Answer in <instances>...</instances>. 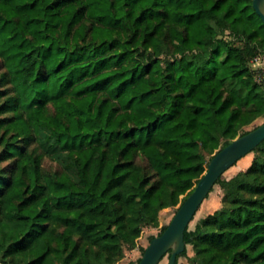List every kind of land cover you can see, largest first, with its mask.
Listing matches in <instances>:
<instances>
[{
	"label": "trees",
	"instance_id": "1",
	"mask_svg": "<svg viewBox=\"0 0 264 264\" xmlns=\"http://www.w3.org/2000/svg\"><path fill=\"white\" fill-rule=\"evenodd\" d=\"M260 54L253 0H0V264H118L264 117ZM250 154L176 264H264Z\"/></svg>",
	"mask_w": 264,
	"mask_h": 264
},
{
	"label": "water",
	"instance_id": "2",
	"mask_svg": "<svg viewBox=\"0 0 264 264\" xmlns=\"http://www.w3.org/2000/svg\"><path fill=\"white\" fill-rule=\"evenodd\" d=\"M253 7L264 22V0H253ZM263 141L264 123L219 148L193 192L175 211L171 222L165 225V230L150 240L138 264H161L167 255L168 264H176L178 256L188 248L184 240L185 231L190 228L196 213L216 187L218 180Z\"/></svg>",
	"mask_w": 264,
	"mask_h": 264
},
{
	"label": "rangeland",
	"instance_id": "3",
	"mask_svg": "<svg viewBox=\"0 0 264 264\" xmlns=\"http://www.w3.org/2000/svg\"><path fill=\"white\" fill-rule=\"evenodd\" d=\"M200 36L196 35V38H199ZM1 66V61H0ZM0 72L2 70L0 69ZM264 123V117H261L257 119L253 124L248 126L246 130H252L256 128L257 126ZM210 158V157H209ZM254 158V154H250L248 156L243 157L240 159L237 164H235L232 168H230L223 176L225 179H230L234 175H236L238 172L242 170H246L252 160ZM44 166L47 170H56L57 164L51 162L48 160V158H45ZM222 197H223V190L220 188L219 185H216V187L213 189V191L210 193L207 199L203 202L201 207L199 208L198 212L196 213L193 221L190 224L189 230H194L196 228V225L206 218L208 215L214 213L216 210L221 208L222 206ZM180 205L176 207H169L161 211L159 216V224L158 226H149L144 229L142 234L135 240L134 247H126L125 250V257L118 263L122 264V262L127 261L128 264L130 262H136L142 255H143V249L146 248L149 245V242L151 240L152 236H158L161 234L162 228L171 222L173 215L175 211L179 208ZM188 255L192 256L194 255L193 248L191 245H188ZM169 262V255H167L161 264H168ZM179 264H188V259L184 256H181L179 258Z\"/></svg>",
	"mask_w": 264,
	"mask_h": 264
},
{
	"label": "built area",
	"instance_id": "4",
	"mask_svg": "<svg viewBox=\"0 0 264 264\" xmlns=\"http://www.w3.org/2000/svg\"><path fill=\"white\" fill-rule=\"evenodd\" d=\"M252 68L255 71L256 81L264 91V54H260L253 59Z\"/></svg>",
	"mask_w": 264,
	"mask_h": 264
},
{
	"label": "crops",
	"instance_id": "5",
	"mask_svg": "<svg viewBox=\"0 0 264 264\" xmlns=\"http://www.w3.org/2000/svg\"><path fill=\"white\" fill-rule=\"evenodd\" d=\"M122 264H128V262L127 261H124V262H122Z\"/></svg>",
	"mask_w": 264,
	"mask_h": 264
}]
</instances>
